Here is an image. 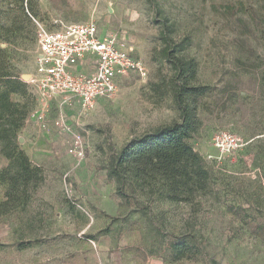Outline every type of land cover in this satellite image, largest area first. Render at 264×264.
Returning <instances> with one entry per match:
<instances>
[{
  "label": "rangeland",
  "instance_id": "1",
  "mask_svg": "<svg viewBox=\"0 0 264 264\" xmlns=\"http://www.w3.org/2000/svg\"><path fill=\"white\" fill-rule=\"evenodd\" d=\"M163 15L207 86L189 142L210 172V188L189 202L151 186L124 199L108 176L124 143L177 118L169 93L150 97V83L172 75L160 53ZM88 21L116 33L146 74L118 78L115 96L89 111L63 107L68 132L53 124L61 99L49 101L46 142L24 122L18 144L42 180L25 206L0 216V264H264V0H0L5 65L26 85L12 101L37 106L32 83L21 78L34 70L36 29ZM220 130L239 138L231 154L213 144ZM72 134L87 147L82 160L65 152ZM7 164L0 154V171ZM5 189L0 181V201ZM181 235L195 238L196 256L174 258L170 243ZM35 238L38 244L17 248Z\"/></svg>",
  "mask_w": 264,
  "mask_h": 264
},
{
  "label": "trees",
  "instance_id": "2",
  "mask_svg": "<svg viewBox=\"0 0 264 264\" xmlns=\"http://www.w3.org/2000/svg\"><path fill=\"white\" fill-rule=\"evenodd\" d=\"M159 40L161 56L170 65L172 75L168 81L150 83V97L157 102L169 93L177 108V118L124 143L110 163L108 176L116 181V192L124 199L129 196L128 190L151 186L168 200L189 202L210 188V172L189 142L201 124L197 103L207 86L198 83L195 59L185 55V47L174 37V24L164 15ZM5 57L6 49L0 45V154L8 160L0 171V181L6 184L0 216L25 206L42 180L39 167L18 144V131L31 109L29 101L11 100L12 94L26 93V85L5 65ZM38 243V238L21 239L16 245L26 249ZM170 248L175 259L200 252L193 236H177Z\"/></svg>",
  "mask_w": 264,
  "mask_h": 264
},
{
  "label": "built area",
  "instance_id": "3",
  "mask_svg": "<svg viewBox=\"0 0 264 264\" xmlns=\"http://www.w3.org/2000/svg\"><path fill=\"white\" fill-rule=\"evenodd\" d=\"M35 44V64L29 82L35 91L37 106L29 112L27 119H33L43 130L46 129L49 101L61 99L53 124L68 132L63 107L77 102L81 111H89L99 99L115 96L118 78L131 72L140 77L146 74L144 63L120 47L118 35L101 30L94 21L61 23L55 29L40 25L36 29ZM87 56L93 58V70H77L78 64ZM212 141L223 155L231 154L240 145L235 134L224 130L214 133ZM86 148L84 140L72 134L65 152L82 160Z\"/></svg>",
  "mask_w": 264,
  "mask_h": 264
},
{
  "label": "crops",
  "instance_id": "4",
  "mask_svg": "<svg viewBox=\"0 0 264 264\" xmlns=\"http://www.w3.org/2000/svg\"><path fill=\"white\" fill-rule=\"evenodd\" d=\"M35 62V61H34ZM77 70L79 71H92L94 68V62H93V58H91L90 56H87V59L85 61H82L78 64V66L76 67ZM57 99V98H56ZM53 99V100H56ZM77 103V102H74ZM78 104V103H77ZM79 107V106H78ZM31 122L32 123V127H33V131L34 134L36 135V138L39 139L40 137L43 139V141L46 142V130L40 129L39 126H37L36 122L31 119L28 118L26 119V124L28 125V123ZM28 138L25 137L24 139V143H28ZM66 149V148H65ZM32 161V160H31ZM33 162V161H32ZM37 164V163H36Z\"/></svg>",
  "mask_w": 264,
  "mask_h": 264
},
{
  "label": "water",
  "instance_id": "5",
  "mask_svg": "<svg viewBox=\"0 0 264 264\" xmlns=\"http://www.w3.org/2000/svg\"><path fill=\"white\" fill-rule=\"evenodd\" d=\"M21 78L26 80L27 78H30V74H23L21 75ZM19 142H22L23 141V138L22 137H19L18 139Z\"/></svg>",
  "mask_w": 264,
  "mask_h": 264
}]
</instances>
